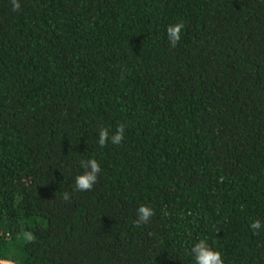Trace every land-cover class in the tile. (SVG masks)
I'll return each mask as SVG.
<instances>
[{
	"label": "trees",
	"instance_id": "obj_1",
	"mask_svg": "<svg viewBox=\"0 0 264 264\" xmlns=\"http://www.w3.org/2000/svg\"><path fill=\"white\" fill-rule=\"evenodd\" d=\"M19 2L0 0V264H195L201 239L264 264V0Z\"/></svg>",
	"mask_w": 264,
	"mask_h": 264
},
{
	"label": "clouds",
	"instance_id": "obj_2",
	"mask_svg": "<svg viewBox=\"0 0 264 264\" xmlns=\"http://www.w3.org/2000/svg\"><path fill=\"white\" fill-rule=\"evenodd\" d=\"M21 4L19 0H11V10L19 11ZM185 28L183 21L167 28V38L172 48H175L181 40L182 30ZM125 133V125L120 124L115 132H111L107 127H101L98 133V144L100 147L106 146L109 142L113 145H120L123 142ZM80 167L84 169L83 174L75 177V192L91 191L93 186L98 182V176L101 173V166L97 159L91 158L80 161ZM63 199L67 202L70 200L71 194L65 192L62 194ZM167 214V213H165ZM155 215V211L147 205H141L137 209V219L133 222L136 227L145 225L150 222ZM250 227L253 230H259L262 227L260 220H254ZM25 238L33 241L35 238L31 233H25ZM191 254L194 257L195 264H224L222 253L213 249L207 240L201 239L191 248Z\"/></svg>",
	"mask_w": 264,
	"mask_h": 264
},
{
	"label": "rangeland",
	"instance_id": "obj_3",
	"mask_svg": "<svg viewBox=\"0 0 264 264\" xmlns=\"http://www.w3.org/2000/svg\"><path fill=\"white\" fill-rule=\"evenodd\" d=\"M2 264H13V263H10V262H2Z\"/></svg>",
	"mask_w": 264,
	"mask_h": 264
}]
</instances>
